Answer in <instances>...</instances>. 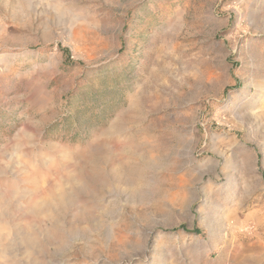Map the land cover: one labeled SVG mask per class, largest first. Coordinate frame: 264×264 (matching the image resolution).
<instances>
[{"label": "rangeland", "instance_id": "rangeland-1", "mask_svg": "<svg viewBox=\"0 0 264 264\" xmlns=\"http://www.w3.org/2000/svg\"><path fill=\"white\" fill-rule=\"evenodd\" d=\"M0 216V264H264V0H0Z\"/></svg>", "mask_w": 264, "mask_h": 264}, {"label": "bare ground", "instance_id": "bare-ground-1", "mask_svg": "<svg viewBox=\"0 0 264 264\" xmlns=\"http://www.w3.org/2000/svg\"><path fill=\"white\" fill-rule=\"evenodd\" d=\"M116 124V123H115ZM117 126V125H116ZM112 128V127H111ZM110 128V129H111ZM114 128L116 129V127L114 126ZM19 149V148H18ZM21 151V150H20ZM22 155V154H21ZM72 160V159H71ZM99 160V159H98ZM23 162V161H22ZM96 164V163H95ZM94 166V165H93ZM97 166V165H96ZM79 170V169H78ZM86 171V170H85ZM88 171V170H87ZM79 172V171H78ZM80 173V172H79ZM87 173V172H86ZM77 174V173H76ZM75 173H72V174H70V178L69 179H71V180H73V181H75V183L76 182H82L84 179H82L83 177L81 176V175H76ZM89 176V175H88ZM25 177V176H24ZM90 177V176H89ZM92 179V178H91ZM81 184H83V183H81ZM11 188V187H10ZM11 193V192H10ZM9 193V194H10ZM36 194V193H35ZM45 200V199H44ZM7 205V204H6ZM8 206V205H7ZM5 208V207H4ZM3 208V209H4ZM9 212V211H8ZM13 212V211H12ZM15 213V212H14ZM11 214H13V213H11ZM7 215V214H6ZM1 217V216H0Z\"/></svg>", "mask_w": 264, "mask_h": 264}]
</instances>
